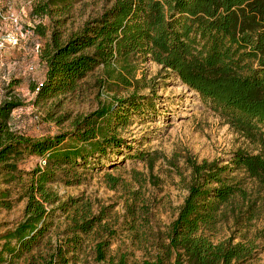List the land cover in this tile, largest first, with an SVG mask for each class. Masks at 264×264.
<instances>
[{
	"label": "trees",
	"instance_id": "16d2710c",
	"mask_svg": "<svg viewBox=\"0 0 264 264\" xmlns=\"http://www.w3.org/2000/svg\"><path fill=\"white\" fill-rule=\"evenodd\" d=\"M76 1L29 0V16L51 19L67 13ZM111 1L65 40L52 28L40 54L46 65L44 79L31 90L38 100L71 92L98 66L107 83L129 86L134 71L131 59L139 57L173 72L256 151L237 149L226 163L186 159L190 168L186 195L168 225L165 241L152 259L141 264H166L171 258L172 264H254L252 242L214 241L213 235L229 214L245 213L231 205L236 197L248 199L236 171L264 188V0ZM148 101L137 91L114 96L73 117L69 131L35 138L9 125L11 111L21 102L13 96L0 100V176L7 182L20 179L17 163L25 154L44 161L26 173L23 217L0 235V264L37 247L56 209L68 221L64 237L51 251L32 256V264H71L76 259L82 235L103 229L105 223L86 202L60 201L50 185L59 180L79 183L81 178L72 175L76 169L88 167L89 158H101L121 147L118 125L128 123L130 115ZM137 156L152 160L149 154ZM108 181L114 186L118 180ZM1 193L0 205H6L7 190ZM108 245L106 239L95 243L96 260L105 258ZM115 264H125L124 257Z\"/></svg>",
	"mask_w": 264,
	"mask_h": 264
},
{
	"label": "rangeland",
	"instance_id": "374dc122",
	"mask_svg": "<svg viewBox=\"0 0 264 264\" xmlns=\"http://www.w3.org/2000/svg\"><path fill=\"white\" fill-rule=\"evenodd\" d=\"M28 2L1 1L20 13L23 34L19 44L0 50V100L13 96L21 102L11 111L12 129L35 138L52 136L69 131L73 117L89 113L114 96L137 91L149 99L139 112L130 115L128 123L118 125L117 136L124 141L121 147L108 150L101 158H89L85 169L78 167L72 175L81 178L79 183L59 180L50 185L60 201L86 202L105 223L103 229L82 235L81 248L71 264H115L120 256L125 264L152 259L159 244L165 241L168 225L186 195L190 176L186 159H217L226 163L235 150L255 152V145L229 127L173 72L150 58L131 59L134 71L129 75V86L115 81L107 83L102 67L98 66L81 78L73 91L36 99L31 88L44 79L46 65L40 54L52 28L65 40L112 1L78 0L65 14L35 20L29 16ZM37 24L41 28L32 30ZM6 27L0 24V33ZM137 153L149 154L152 160H141ZM37 165H42L39 157L25 154L17 163L20 179L7 182L0 176V198L1 192L7 190L6 205H0V235L22 219V184L27 181L26 173ZM235 174L242 180L248 199L236 197L231 205L237 208L236 212L245 213L229 214L221 220L213 240L252 242L253 263L264 264V188L240 171ZM108 178L117 179V184L111 185ZM48 221L50 227L37 247L19 259H6L1 264H32V256L51 251L64 237L68 221L59 209ZM100 239L108 240L109 245L105 258L96 260L94 245ZM166 264H172V258Z\"/></svg>",
	"mask_w": 264,
	"mask_h": 264
},
{
	"label": "built area",
	"instance_id": "2783aa9c",
	"mask_svg": "<svg viewBox=\"0 0 264 264\" xmlns=\"http://www.w3.org/2000/svg\"><path fill=\"white\" fill-rule=\"evenodd\" d=\"M1 1L2 0H0V24H5L7 27L0 33V50L7 45L15 46L19 44L23 37L20 24V13L12 11L9 6L1 4ZM26 33L27 32H25V34ZM36 49H38V46H36ZM1 68L2 63L0 62V70ZM28 69L32 70L33 68L28 66ZM42 164H44V161H42Z\"/></svg>",
	"mask_w": 264,
	"mask_h": 264
}]
</instances>
